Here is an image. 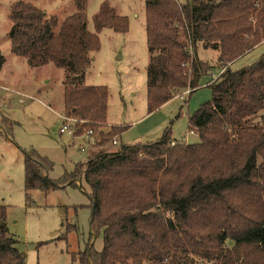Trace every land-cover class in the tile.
Listing matches in <instances>:
<instances>
[{
    "label": "trees",
    "instance_id": "obj_1",
    "mask_svg": "<svg viewBox=\"0 0 264 264\" xmlns=\"http://www.w3.org/2000/svg\"><path fill=\"white\" fill-rule=\"evenodd\" d=\"M58 22L24 2L10 8L11 53L29 66L52 63L65 70L64 116L76 119L74 135L105 124L108 92L83 83L98 31H125L103 2L86 29V0ZM149 53L147 107L151 112L190 88L214 66L211 96L188 115L199 142H176L166 128L152 142L98 150L57 179L52 163L24 152V189L43 192L83 178L91 207L90 235L80 264H264V54L232 70L230 62L264 39V0H144ZM218 51L214 64L197 44ZM0 54V67L3 63ZM125 127L94 137L102 147ZM0 206V264H25L17 239L7 232ZM101 234L102 248L89 245Z\"/></svg>",
    "mask_w": 264,
    "mask_h": 264
},
{
    "label": "rangeland",
    "instance_id": "obj_2",
    "mask_svg": "<svg viewBox=\"0 0 264 264\" xmlns=\"http://www.w3.org/2000/svg\"><path fill=\"white\" fill-rule=\"evenodd\" d=\"M28 2L41 9L45 18L55 16L60 22L75 11L73 0H0V206L5 208L7 232L17 239L16 247L25 255V264H80L79 253L90 235L91 207L83 178L76 185L67 184L43 192L24 189V152L35 150L53 167L48 177L57 179L98 150L115 151L120 144L156 141L169 128L176 142L197 143L198 134L190 132L188 115L211 96L207 84L220 73L214 66L198 81L190 94L177 93L155 110L147 107L146 66L149 53L145 32L144 0H86V29L94 32L93 16L103 2L115 17H125L127 29L98 31V48L91 53V63L84 84L104 86L108 92L105 124L125 127L120 136L102 147L86 144L83 138L60 133L64 122L63 78L65 70L52 63L29 66L24 57L10 51L8 31L10 8L14 2ZM183 2L184 0H178ZM198 57L214 64L218 51L199 43ZM264 54V39L236 58L229 68L251 65ZM82 144L84 150H80ZM89 245L102 248L101 234Z\"/></svg>",
    "mask_w": 264,
    "mask_h": 264
},
{
    "label": "built area",
    "instance_id": "obj_3",
    "mask_svg": "<svg viewBox=\"0 0 264 264\" xmlns=\"http://www.w3.org/2000/svg\"><path fill=\"white\" fill-rule=\"evenodd\" d=\"M190 91H191L190 88H186L184 90V94H190ZM76 122H77L76 119H74L72 117H65L64 116V122H63L62 126L59 128V132L60 133L66 132V133L72 135L73 137L83 138L85 140L86 144L93 145V142L95 140L94 137H98L101 134V129L93 130L92 128H89V129L83 131L82 134L75 136L73 131H74V125ZM111 143L113 145H118V140L116 138H113ZM79 149L84 150V146L82 144H80Z\"/></svg>",
    "mask_w": 264,
    "mask_h": 264
},
{
    "label": "crops",
    "instance_id": "obj_4",
    "mask_svg": "<svg viewBox=\"0 0 264 264\" xmlns=\"http://www.w3.org/2000/svg\"><path fill=\"white\" fill-rule=\"evenodd\" d=\"M84 82V81H83ZM193 92V91H192Z\"/></svg>",
    "mask_w": 264,
    "mask_h": 264
},
{
    "label": "water",
    "instance_id": "obj_5",
    "mask_svg": "<svg viewBox=\"0 0 264 264\" xmlns=\"http://www.w3.org/2000/svg\"><path fill=\"white\" fill-rule=\"evenodd\" d=\"M89 227H90V225H89Z\"/></svg>",
    "mask_w": 264,
    "mask_h": 264
}]
</instances>
